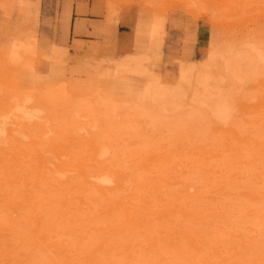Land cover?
Wrapping results in <instances>:
<instances>
[{
    "label": "rangeland",
    "instance_id": "obj_1",
    "mask_svg": "<svg viewBox=\"0 0 264 264\" xmlns=\"http://www.w3.org/2000/svg\"><path fill=\"white\" fill-rule=\"evenodd\" d=\"M146 1L148 2L145 4ZM78 5L83 6V10L81 12H77ZM65 9H67L66 14L64 12ZM108 22H116V37L115 40L110 39L108 43H105V31L103 28ZM140 22L144 23L142 25L140 37L137 40V46L141 49V51H145L148 48L151 35L150 29L152 25L156 26L154 39H156L155 37L160 39V36H162L160 43L158 39L155 40L159 44L157 50L159 56H157L156 63L154 62L155 64L152 66L149 65V68L156 76L166 83H172L178 80L180 66H188L190 63L192 66L193 64L195 65L193 66L195 69H198L208 59V52L210 50L224 51V48H226L228 44L234 46L240 42H243L242 44H244L246 41H253L262 46L261 48L264 53V0H0V94L3 90L8 88H10V94H13V91L17 94H19L20 91V93H23L26 90L30 91L34 88V86L38 85L37 82L34 85L35 79L37 80L40 78V83L36 87L38 89L41 87L43 88L44 78L46 79L50 68L53 67L55 70L54 72H57L62 76L61 80L58 82L63 85L64 90L67 92V96L70 101L72 100V103L75 98L73 94L70 93L71 90L69 89V85L75 84L77 87L82 85L88 87L90 83H92L101 89L100 92L103 91L110 96H114L111 99L117 101L119 103L118 106L122 110L124 106L122 107L121 104L123 102H119L123 100L122 98H140L143 79L135 78L122 83L109 78L98 77V72L96 71L99 65H106L105 60L110 57L111 54L119 56L126 53L127 49L125 44L127 41L132 39L134 25ZM77 25L78 29L76 28ZM133 41L135 45V39ZM14 45H17L16 51L18 50L17 52H19V57L20 59L22 58V62L26 64L31 62L32 66L29 64L31 69H23L9 62L10 54ZM30 46L32 47L30 48ZM28 52L32 54H29ZM242 53H246L247 58L241 61L235 59V64L238 62L239 68L244 67L247 70L249 81L247 83H242L238 78V76H241L240 74L237 76H230L226 74V71L222 66V68L213 67V80L210 85L213 88L211 90H207L202 87H198L197 90L199 93L198 98H205L208 106L201 105L200 103L198 104L196 101H190V103H187L186 106L178 111L161 113L160 110L155 108L151 103L140 104L149 110L152 115L156 116V114H159V116L161 115L163 117L157 116L160 118V122H158L159 124L155 122L152 126L151 124H148V120L143 117H139L141 120L139 118L137 120L134 119V115L131 113L135 112L131 111L132 108L131 110L129 109L130 111L127 109V107L130 108L133 104L131 101L125 103V109L127 111L123 109L124 115L123 113L121 114L122 111L120 112V110H117L120 113L117 114V117H119L122 123L117 120V126L110 128L112 133L110 132L108 137L110 136V138L113 139L117 137L121 138V144L119 141L117 142L119 138H117V140L115 139L118 146L117 148L114 147V149L119 151V158L116 156L115 159L113 158L114 162L113 159L112 162L116 167L123 170V172L127 174V178L123 182H120V184L125 187L124 190H127L128 188V192L122 189H115L114 192H112L111 188L114 186V182H112L109 183V185H111L109 188H104V191H101L102 194H99L100 190L97 189L98 187L94 183H85L80 174H74L70 171L73 169L77 170L81 163V157L87 155L90 151H87L86 147H84L83 143H85L87 137L84 136L83 131L79 128L84 126V124H87V121L83 119L81 120V118H79L80 120H75L72 117L71 111H69L70 109L66 107H62L63 109H61V107H57L56 111L53 112L56 116H63L60 120V123L62 122V126L60 125L61 128L58 127L57 131L60 129V131L63 130L64 135H66V139L54 141L53 138H51L52 136H49L46 139L47 142L44 146L31 144L30 138L33 139L35 143L39 141V138L36 135L38 134L40 127H28L24 128V130L25 133L31 136L29 138L21 139L23 143L20 148L25 150L31 149V153H34L35 148L36 151L37 149L40 150V154L42 153L41 149L45 150L44 155L50 159L52 164H55L54 168V165L46 163L49 168L52 169L50 173L52 175V181L56 182L57 179L63 177V173L68 171L67 173L70 177L68 182L70 183L68 185L63 184L57 186L59 189L66 188L63 193H65L67 199H69L71 195H77L76 190L71 189L72 186H82L83 188L89 190V192H85L88 196L93 195L99 199L103 198V196H110L112 200H116V198L119 200L121 197V201L124 196L125 201L123 202L128 201L129 204L127 205L132 206V204L135 203V200H132L127 196V194L131 192L130 188L135 185L132 180L135 177L140 176L139 182H141L145 175L147 177H153L159 172V169H157L154 165L156 157L148 161L149 165L153 166L151 169H148L147 172L136 170L139 166H134L137 162L132 161L134 160L133 158L138 156H144L147 158L146 156L150 153L165 152L172 157V162L168 164L166 168H160L161 170L166 169V171L162 172L164 173L163 176L162 173L160 176L165 180L173 181L175 179L180 180V175L182 173L172 170V167L175 166L178 160L191 161L193 159L191 154L194 152L202 153L203 157L214 153H221L225 144H229L232 147L233 145H238L236 142L237 138H235L238 136L240 138H246V141H248V138H253L258 141L264 140V62H261L256 53L253 54L247 48H244ZM47 56H50L52 59L55 58L56 63L52 64V60H50V57L46 58ZM242 62L244 64H241ZM6 91L8 92V90ZM6 91L3 92L7 94ZM9 93L6 96H8ZM83 97L91 99L90 96L84 95L80 98ZM222 101L226 109V118L217 120L216 114L211 110V107L216 102L220 104ZM71 102L69 105L72 104ZM125 104L123 103L122 105ZM178 119L181 120L179 122L181 124L174 122ZM84 121H86V123ZM137 121H139V123ZM260 122L263 123L260 124ZM30 128L34 129V132L29 130ZM142 128H144V130H142ZM91 134L92 132L90 135ZM112 134L116 135V137L114 138ZM132 141L135 144L130 148L127 144ZM165 143L167 147L165 149H160L159 146ZM152 145L154 146L152 147ZM143 146L146 147L142 148ZM244 146H246V144ZM4 149L5 147L0 144V152L9 151V149ZM98 150L99 149L96 148V151ZM239 151H241V149H239ZM246 154L248 155V153H245L243 157L236 156L238 158L237 160L240 162V165L237 166H242L241 171L244 173L245 179L237 181V179L231 180L228 177L224 178V176L221 175L222 172L212 175L209 174L210 182H217L221 179V184H229L227 189L220 190L218 193H212V201L206 199L204 201L201 200L202 202L198 201L201 199L197 198L200 193H190L188 194V197H186L184 195L185 192L181 191L183 188L180 184L168 185L166 181L158 182L153 178L148 180L150 181V184H147L146 190L142 189L144 193L149 190L148 192L151 193V197L149 196L147 199L152 200L154 193H152L150 187L156 182L158 190L162 191L160 196L163 198V201L161 202L163 204L168 202L171 194L173 195L179 192L182 193L178 194L180 199L182 197V200L188 202L190 208L192 207V209L197 213L203 211H205L204 214L207 212H223V218L218 219L217 221H213L214 218L211 217H200L197 220H194V227L196 230L200 231V236L204 234V237L208 238L209 234L212 233L214 234L213 239L218 237V239L221 240V242H217V246H219L218 249L221 251V254L219 257H215L216 254H214L211 261L219 260L222 256L228 258L234 254L235 251L244 252L243 255L236 259V264H262L261 258H264V223H262L264 220V175L260 173L264 167H262V164L246 166L247 160H249V156L246 157ZM258 157H264V152H262ZM22 159L25 161V163L23 162L25 168L30 169V167H34L39 164L38 160L28 161V156ZM98 159H101V157ZM8 161L13 163L11 160ZM110 161L111 159L98 163V161L96 162V158L94 160L92 158L89 162L96 166V168H102L104 164H108L106 172L110 177L115 178L114 169L118 168L112 166ZM208 161L209 168L212 163L219 162L218 158L217 160L209 159ZM89 162L87 161L86 163L88 164ZM3 164H6V161L5 163L3 162ZM227 164H231V162L227 161ZM231 166L234 167V165ZM4 167H6V165H4ZM44 170L47 172V168H44ZM151 170L153 171L150 172ZM231 172H233V170H231L230 173ZM250 173L251 175H249ZM1 176H3V179H1L2 181H4L5 178H8L10 181V179L14 177L8 174H2ZM225 176H229V174H226ZM186 177L187 176L184 177L185 180L188 179V182H192L194 185L202 184V181L196 182L195 175ZM8 183L11 185L7 186L8 184L4 182V185L6 186V188L2 189L6 190L4 193H15L18 191V182ZM19 184L21 185V189L19 190L22 191L19 195H24L22 198L21 196L16 198L15 202L20 203L17 207L27 205V208H31V201L34 199L28 201L25 196H29L30 192H32L31 196L36 194H38L37 196H40L41 193L38 192L37 188L31 186L26 187L25 185L22 187L23 183L21 182ZM246 184H248L251 189L256 188L261 192L257 201H253L254 198L247 195L244 188L238 187L239 185ZM45 185L46 184H42L40 187ZM141 187L142 186H140L139 189ZM49 189L50 188H47V190ZM52 191L57 192L58 190L55 188V190ZM4 193L0 192V195ZM225 193L226 195H224ZM79 195L82 196L81 193H79ZM101 195L103 196L101 197ZM27 202L29 203L26 204ZM44 202H46V200L42 201V203ZM136 202L137 205L141 206L139 209L141 213L144 211H150L146 210L147 205L143 204L141 199H138ZM221 203H227V205H220ZM197 204L199 205L197 206ZM73 206V203H69L68 207L51 205L46 207L44 211L39 213V215L42 214L44 218H46L48 215L46 211L52 209L55 211L58 208H61L60 211H57L62 214L67 211L72 212L70 207ZM166 206L167 205H164L163 207H156L154 203L151 204V207L154 210L166 209ZM2 207L4 208V204L0 203V220H2V222L0 221V226L3 228L1 233L3 232L8 235L9 241H4H6L7 245L8 242H10V246H2L4 251L0 249V258H6L9 257L12 252H9L10 250H8L9 253L6 252L5 255V247H7V249L8 247L12 248L13 252L16 253L17 250L15 251V248L17 249L18 244H20V241L17 240V236L19 237L21 235L29 237L30 240L27 243H31L30 241H33V239L36 242V239L39 236L34 237L30 232L32 227L35 228L34 223L31 225L29 223L28 227L30 229L28 228V231L25 230L26 232L23 231L26 235H16L18 231L22 232V228L25 229L24 227H26V224H23V227L22 223L28 224V220H26L28 218H26V215L24 214V212H29L28 209L17 210L19 211L17 213L20 215L24 214L22 217L26 220V222H22V217L12 218V216H14L13 213H10L8 210L6 211ZM85 207L86 205H81L80 210L77 211V213L74 212L75 215L79 216L75 218L80 219V223L77 224L81 226V230H86V232H89L87 236L89 238H94L96 233L93 229L102 224V217H100L96 211L99 207L93 206V210H84ZM241 207H245L246 210L240 211ZM38 210H40V208H38ZM169 210L174 209L171 206H168V209L164 211L163 214L168 213ZM87 211L89 219L86 222L82 219L85 216L84 213ZM6 215H9L8 218H12V223L15 224L16 222L15 225L13 224L16 227H14L12 223L9 224V222L8 224L6 222L3 224V220L5 221ZM52 216H54V214H52ZM56 216H58V214ZM70 218L71 217H66V219L61 218L58 221H55L54 223L56 224V227L51 226L45 228V226L44 228L46 230L43 228L45 230L43 232L49 235V237L50 235L53 236L52 239H49L48 243H50L51 240H63L64 248L70 249V252H64L66 254H72L70 257H74V254H78L80 252L73 247L75 246V240H73V236L71 234L72 230H70L69 234L62 232L63 227H68L67 220ZM145 218L146 221H152V224L149 227L152 231H154L155 225L158 227V221L167 222L168 219L173 218L175 223H179V221L182 220L181 216L172 217L170 215L161 217L159 220L157 219L158 217ZM5 223L7 226H4ZM17 223L20 225L18 228ZM44 223L46 224V219H43L41 225H44ZM207 223H211V225L208 226ZM102 225H104V223ZM178 225L191 226L190 223L186 222L179 223ZM220 225L228 232V234L222 235L219 228ZM11 226L15 228L16 234L15 231L12 230L14 228ZM7 227L11 228L8 229ZM20 227L22 228L20 229ZM251 227H255V229L251 230ZM5 229L8 230L6 231ZM10 230L14 232V234L11 233V237L9 234ZM139 231L142 230L139 229L135 231L130 241L125 243H138L141 239V236H139L141 233H139ZM28 232H30V234ZM230 233L233 235H230ZM123 234L124 233H117L114 236L117 240L115 243L116 245H118V242L120 241V238L123 237ZM237 234L242 235V237L238 238L234 236ZM12 235L16 236L14 237V244L16 245L11 244V240L13 239ZM85 235L86 234L83 233L82 238H84ZM96 236L98 235L96 234L95 237ZM154 236L158 239H162V234H158L157 231L154 233ZM159 243L161 244L162 242ZM251 243H253L252 247L249 246ZM233 244H235L236 248L229 251L230 245ZM45 245L48 244L46 243ZM241 245L248 246V248L244 251V249L240 247ZM20 248L21 247L19 246V251L21 250ZM203 249L204 252H201L202 255H205V252H207L206 256L212 254V249H206V246ZM180 251L183 252V249L181 248ZM163 252L164 250H159V257L163 255ZM255 252H259L260 255H255ZM45 253L49 256H36L38 257V260L35 257L30 260H26V262L28 264H30V262L33 264V261L38 263L39 260H41L39 264H47L49 261L51 263L55 262L57 264H61L62 261H58L59 259L56 258V255L52 253L51 255L48 254L50 253L49 250ZM113 253L112 259H107L104 255H100L101 261H103L104 264H108L110 261H118V264L128 263L127 260L115 257L116 254L120 253V251H114ZM140 253H142V251H140ZM12 254L14 255V253ZM17 254L14 256H20L18 251ZM183 255L184 260L175 261L177 262L176 264H188L185 261V254ZM41 257H44V260L39 259ZM53 257L55 261L52 259ZM140 257V255L137 257V262L140 260ZM4 258L2 260L0 259V264H9L8 262L4 263ZM22 258V256L19 257V259H16L15 257V262H12L11 264H18L19 260L21 264H27L24 258ZM144 259L145 262H132V264H152L150 262L151 258ZM171 259L172 261L174 260L173 258L166 259V262H168L167 264H172ZM230 261L231 260H228L225 263L227 264ZM219 263L224 264L222 262ZM80 264H89V261H85Z\"/></svg>",
    "mask_w": 264,
    "mask_h": 264
},
{
    "label": "bare ground",
    "instance_id": "obj_2",
    "mask_svg": "<svg viewBox=\"0 0 264 264\" xmlns=\"http://www.w3.org/2000/svg\"><path fill=\"white\" fill-rule=\"evenodd\" d=\"M147 2L148 1H146L145 4ZM81 11L82 10L80 9L78 10V12H81ZM64 12L66 14V9ZM143 24L144 23H141V22L135 24V27L133 28L132 39L127 41L125 44V47L127 49L126 53L119 55V56H116L115 54H111V56L105 60L106 65H99L97 67L96 72H98V75H97L98 77H102V78L105 77V78H109L114 81L122 82V83L128 82L130 79H135V78L143 79L141 96L139 99L125 97V98H122L123 100L119 102H123L125 104L131 101L133 104L131 106L129 104L130 108L127 107V109L131 110L132 108L131 111L135 112V113H131L134 115V119L137 120L139 117H143L144 119L148 120V124H151V126L154 125L155 122L157 123L160 122L159 117H162V116L161 115L159 116V114H156V116L152 115L149 110H147L145 107H143L140 104L151 103L153 104L155 108L160 110L161 113H171V112L178 111L184 106H186L187 103H190V101H196L198 104L200 103L201 105L208 106L207 100L205 98H198L199 93L197 92V90H198V87H202L207 90H211L213 88L210 86L213 80L212 79L213 67L214 68L223 67V69L226 71V74L230 76H237L238 74H240L241 76H238L239 80L242 83H247L249 81L247 70L244 67H243L244 69L239 68L238 62L235 64V59H238L241 61L247 58L246 53H242V50L244 48L249 49V51H251L253 54L256 53L257 57L259 58L261 62H264V53L261 48L262 47L261 45L256 44L253 41H246V43L244 44H242L243 42H240L238 44H235L234 46H231L230 44H228V46L224 48V51L223 50L222 51L210 50L208 52V59L202 65L200 64L201 67L198 69H195L193 67L195 65L193 64L192 66L190 65V63L188 66H185V65L180 66L178 80L172 83H166V82H163L158 76H156L149 68V65L152 66L156 63L157 56H159L157 53L159 44L155 40L158 39L160 43L161 37H162L159 35L160 39L157 37H155L156 39H154V33L156 32L155 25H152L150 29L151 35H150V41L148 43L147 50L141 51V49L137 46V40L140 37ZM76 28L78 29V25L76 26ZM103 29L105 31L104 32V40H105L104 42L105 43H108L110 39L115 40L116 22L115 23L108 22L104 26ZM134 39H135V45L133 41ZM16 46L17 45L13 46L14 48L11 51L9 62L23 69H26V68L31 69V66H32L31 62H29L31 66L29 64L22 62V58L20 59L19 52H17L18 50L16 51ZM31 47L32 46H30V48ZM33 53H34V50H33ZM29 54H32V53H29ZM49 57L50 56H47L46 58H49ZM50 60H52V64L56 63L55 58L52 59L50 57ZM243 62L241 64H244ZM54 71L55 70L53 67L50 68L49 74L47 75L46 79L44 78L43 88L41 87L40 89H38L36 87L40 83L39 81L41 79L40 78L37 80L35 79L34 85L36 82L38 85L34 86V88L30 91L26 90L23 93H20L21 91L19 90L20 91L19 94L14 93V91H13V94H10L9 93L10 88H8L6 89L8 90V92L6 90H3V91H6L7 94L9 93L8 96H6L7 94L3 91L0 94V144H2L3 147H5V149H9L8 152H4V151L0 152V192L4 193V191H6V190H2L6 188V186L4 185V182L8 184L7 186L11 185L8 182L10 183L18 182L19 189H21L20 187L21 185L19 184L21 182L23 183L22 187H24L23 185H25L26 187L31 186V187L37 188L38 192L41 193L40 196H37L38 194L31 196L32 192H30V194L28 192L29 196H25V198L28 201H30L31 199H34L31 201V204H32L31 208H27L26 207L27 205H24L23 207H17L19 206L20 203L15 202V200L17 197L21 196L19 194L20 192H22L19 189L16 192L14 191L15 193L5 192L4 194L0 195L1 197L0 203L4 204V208L3 207L2 208L5 209L6 211L7 210L10 211V213L12 212L14 215V216L11 215L12 218L13 217L21 218L22 215L24 214L26 215V218H28L26 219L28 220L27 221L28 224L22 223V225L26 224V227H24L23 225L25 229L20 227V229L22 228V232L18 231L17 228L20 225L17 223V228H16L18 231L17 234L14 228L16 227L14 226L16 222L14 224L12 223L13 222L12 218L11 217L8 218L10 214L6 215L5 221L3 220V224L4 222H6L7 224L8 222L9 224L12 223V225L14 224L13 225L14 227L12 226L11 227L14 228L12 230L15 231L16 235L18 234L26 235L23 233V231L29 228L28 227L29 223L30 225L34 223L35 228L34 227H32L34 229L29 228L31 230L29 231L31 232V234H33L34 237L39 236L37 239L35 238L36 242L33 239L34 242L30 241L31 243H27L30 240L29 237L21 236V235L19 237L17 236V240L20 241V244H18L17 249L15 248V251L17 250L20 256H14L17 254V251L15 253L13 252L12 248L8 247L7 249V247H5L7 250V251L5 250L4 252L5 255H6V252L7 253L12 252L14 253V255L10 253L9 257H6V258L3 257L5 259L4 263L5 262L6 263L8 262L9 264H11L12 262L14 263L15 257L16 259L17 258L19 259V257L21 256L24 258L25 262L26 260H30L31 258H35L36 256L45 257V255L47 254L45 252L49 250L50 253L48 254L51 255L52 253L56 255V258L59 259L58 261H62L61 264H80V263H84L85 261H89V264H104V262L101 261L100 255L101 256L104 255L107 259L109 258L112 259L113 258L112 255L114 254L113 253L114 251H118V252L120 251V253L114 256L117 258L123 259V260H127L128 262L127 264H132V262H137V257H139V255L141 256L139 258L140 260L138 261L139 263L143 261L145 262L144 258H151L150 262L152 264H167L168 262H166V259L173 258L174 259L173 261L171 259L172 264H176L177 262L175 261L184 260L183 254H185L186 256L185 261L188 264H220L219 262L226 264L225 262H227L228 260H231V261L227 264H236V259L239 256L243 255L244 252L235 251L234 254H232L233 256L231 255L228 258L222 256L220 257L219 260L211 261V258L213 257L214 254H216L215 257H219L221 254V251L218 249L219 246H217V242L219 241L221 242V240L218 239V237L213 239L214 234L212 233L209 234L208 238H205L204 234L200 236L199 235L200 231L196 230L194 227L195 225L194 220H197L200 217H203V218L211 217V218H214L213 221H217L218 219L223 218L222 211L218 213H215V212L208 213L207 212L204 214L205 211L197 213L195 210L192 209V207L190 208L188 202L182 200V197L180 199L178 194H182V193H179V192L173 195L171 194L172 196L169 194L170 198L168 202L163 204L161 203L163 201V198H161L160 196V193H162V191L158 190V185L156 182L153 183L150 187V189L152 190V193H154V196L152 195L153 196L152 200L147 199L149 196L151 197V193L148 192L149 190L146 193H144L142 189L146 190L147 184H150V181L148 180H150V178H153V179H156L158 182L166 181L168 185L180 184L183 188L181 191L185 192L184 195L186 197H188V194L190 193L191 194L200 193L197 196V198H201V199H199L198 201L202 202L205 199L212 201L213 196L211 194L218 193L220 190L227 189L229 184L227 183L221 184V179H219L217 182H210L209 174L212 175V174H217V173L222 172L221 175L224 176V178L228 177L231 180L237 179V181L245 179L244 173L241 171L242 166H237V165H240V162L237 160L238 158L236 156L243 157L245 153H248V155L246 154L247 155L246 157L249 156L248 157L249 160H247L246 166L247 165L254 166L255 164H262L263 165L262 167H264V163H263L264 157H258L262 152H264V140H262V138H261L262 141L255 140L253 138H248V141H246L247 140L246 138H240L238 136V137H235L237 138L236 142L238 143V145H235V146L233 145L232 147L229 144H225L224 149L222 150L223 154L222 152L214 153L209 156L203 157L202 153L194 152L191 154V157L193 158L191 161L178 160L175 166L172 167V170L179 171L183 174V175L182 174L180 175V180L175 179L173 181L165 180L163 177L160 176L163 171H166V169L164 170H161V169L164 167L166 168V166L172 162V157L166 154L165 152L162 151L160 153H152V154L150 153L148 154V156H146L147 158H145L144 156L135 157L133 158L134 160L132 161L137 162L134 164L135 167L139 166L138 169L136 170L143 171V172L144 171L147 172L148 169H151L153 165H149L148 161L156 157L154 161L155 162L154 165L157 167V169H159L158 170L159 172L153 177H149V176L147 177L145 175L141 182H139L140 176L135 177L132 180V182L134 181L135 185L130 188L131 192L127 194L129 198H131L132 200H135V203L132 204V206L127 205L129 204L128 201L123 202L125 201L124 196L122 198V201L120 200L121 197L119 198V200H117V198L116 200H112L110 196L104 197L103 195H101V197L103 196V198L101 199L93 195L88 196L85 194V192H89V190L86 188H83L82 186H72L71 189L76 190L77 195L76 194L71 195L70 198L67 199V197L65 196V193H63V191L66 190V188L59 189L57 186L63 185V184L68 185L70 183L68 182L70 178L69 174L67 173L68 171L66 173H63V177L60 179H57L56 182L52 181L51 179L52 175L50 174L52 169L49 168V166L46 163L50 165H54L53 166L54 168H55V164H52L50 162V159L44 155L45 150L41 149L42 153L40 154L39 153L40 150L37 149L36 151L35 148H34V153H31V149L25 150V149L20 148L21 144L23 143L21 139L29 138L31 136L25 133L24 128H28V127L34 128L38 126L40 127L38 134L36 135L38 136L39 141L35 143L33 139L30 138L31 144H35L38 146H44L47 142L46 139L49 136H52L51 138H53L54 141H60L61 139H66V135H64L63 130L60 131L61 130L60 128L62 126L61 125L62 122L60 123V120L63 118V116H56L54 115L53 112L56 111L57 107H61V109L65 107L70 109L69 111H71L72 117L75 120L81 118V120L83 119L87 121V124H84V126L79 127V128L83 131L84 136L87 137L85 143H83L84 147H86L87 151H90V153H87V155L81 157V163L78 166L77 170L73 169L70 171H72L74 174L75 173L80 174L85 183H94L98 187L97 189L100 190L99 194H102L101 191H104L103 190L104 188H109V186H111L109 185V183H112V182H114V186L113 188H111L112 192H114L115 189L124 190L125 187L122 184H120V182H123L127 178V174H125L123 170L116 167L115 164L113 163L116 156L117 158H119V154H118L119 151L117 149H114V147L117 148L118 146L117 142L119 141L121 144L122 141H121V138L119 137L117 138H119L120 140L119 139L117 140V138H115L116 135L112 134L113 137L117 140L116 142L115 139L110 138V136L108 137V134L111 132L110 128L117 126L118 124L117 120H119V122L122 123L119 117H117L118 116L117 114H120L117 110H120V112L122 111L121 114L123 113L124 115L123 109L126 108V104L125 105H122L123 103L121 104L122 107L124 106L123 109L121 110V108L118 106L119 103L111 99L114 96H110L104 93L103 91L100 92L101 89H99L98 86L92 83H90L89 86L87 85L88 87L84 85L77 87V85L75 84H70L69 85V89L71 90L70 93L73 94L75 98L74 102L72 103L71 102L72 100L70 101V99L68 98L67 92L64 90L63 85H61V83L58 82L61 80L62 76L59 73L54 72ZM15 91H18V90H15ZM82 95L90 96L91 99H87L85 97L80 98ZM70 102L72 103L71 105H69ZM211 110L216 114L217 120H222L226 118V109L223 104V101L220 104L216 102L211 107ZM125 111L127 110L125 109ZM86 121L84 122L86 123ZM180 121L181 120L178 119L177 121H174V122H177V124H181L179 123ZM137 122L139 123V121ZM262 123L263 122H260V124ZM58 127H60L59 131H57ZM29 130L34 132L33 131L34 129L30 128ZM142 130H144V128H142ZM91 132L92 134L90 135ZM134 144L135 143L132 141V142H129L127 146L131 148V146ZM245 144L246 146H244ZM153 146L154 145H152V147ZM145 147L143 146L142 148H145ZM166 147H167L166 143L161 144V146H159L160 149H165ZM96 148L99 150L96 151ZM147 148H148V144H147ZM239 149H241V151H239ZM133 152H136V151H133ZM16 155H20L21 157L16 156ZM27 156H28V161L38 160L39 164L35 165L34 167L33 166L30 167V169L25 168L23 164V162L25 163V161H23L22 158H25ZM99 157H101V159H98ZM92 158L93 160L96 158V162L98 161V163L99 162L102 163L106 160L108 161L109 159H111L110 162L112 166L118 168V169H114L115 178L110 177L109 174L106 172L107 170L106 167L108 166V164H104L102 168H96V166H94L93 164L89 162L92 160ZM217 158L219 162L212 163L211 167L209 168L208 160L209 159L217 160ZM112 159H113V162H112ZM8 160H11V162L13 163H10ZM5 161H6V164H3V162L5 163ZM87 161L89 162L88 164L86 163ZM227 161L231 162V164H227ZM4 165H6V167H4ZM231 165H234V167H232ZM44 168H47V172L44 170ZM231 170H233V172L230 173ZM152 171L153 170H151L150 172ZM260 173L264 175V169ZM2 174H8L10 176L12 175V177L15 174L16 175L12 179H10V181L8 178H5L4 181H2L1 180L3 179V176H1ZM163 174L164 173H162V176ZM226 174H229V176H225ZM184 175L187 177H190L191 175H195L196 182L202 181V184L194 185L192 182H188V179L185 180ZM249 175H251V173ZM42 184H46V185L43 187H40V185ZM140 186L142 187L139 189ZM238 187L244 188L245 193L249 195L251 198H254L253 201H257L259 198V195L261 194L259 189H256V188L251 189L248 186V184L239 185ZM47 188H50V189L47 190ZM55 188L58 190L57 192L52 191V190H55ZM26 191H29V190H26ZM124 191L128 192L129 190L127 188V190H124ZM79 193H81L82 196L79 195ZM23 195L21 196V198L23 197ZM224 195H226V193ZM138 199H141L143 204L147 205L146 210H150V211H147V212L144 211L143 213H141L139 210L141 206L137 205V202H136ZM45 200L46 202L42 203V201H45ZM23 202H24V198H23ZM28 203L29 202H27L26 204ZM69 203L74 204L73 207H70L72 209V212L67 211L62 214L61 212H59L61 208H58L57 210L59 211L57 210L54 211L53 209L46 211V213H48L46 218H44L42 214L39 215V213L44 211L46 207H49L51 205L53 206L59 205V207H68ZM152 203H154L156 207H163L164 205H167V206H166V209L164 208L161 210L160 209L154 210L151 207ZM81 205H86L84 210H93L92 209L93 206L99 207L96 211H97V214L100 217H102L101 223L102 224L104 223V225L101 224L102 226L100 225L93 229V231L98 235L95 237L96 235L95 234L94 238L93 237L89 238L87 236L89 232H86V230L82 231L81 226L77 224V223H80V219L75 218V217H79L75 215V213H77V211L80 210ZM198 205L199 204H197V206ZM220 205L226 206L227 203H223V204L221 203ZM168 206H171L174 210H169L168 213L163 214V212L168 209ZM38 208H40V210H38ZM19 209H28L29 212L28 213L24 212V214L20 215L19 213H17L19 212L17 211ZM243 210L245 211L246 208L241 207L240 211H243ZM0 213H1V210H0ZM52 214H54V216H52ZM57 214L58 216H56ZM87 214H88V211L84 213L85 216L82 219L83 221H86V222L88 221L89 218ZM168 215L172 217L181 216L182 220H180L179 223L186 222V223H190L191 226L190 225L189 226L178 225L179 223H175L174 219L171 218V219H168L167 222L158 221L159 225L158 227L157 225H155L154 231L149 229V227L152 224V221L151 220L146 221L145 217H158L157 219L159 220L161 217H166ZM66 217H71L70 219L67 220L68 227L67 228L61 227V228H62V232L65 234H69L70 230H72L71 234L73 236V240H75L74 242L75 246L73 247H75V249L79 250L80 252L78 254H74V257H70L72 254H66L64 252V251L70 252V249L64 248L63 240L61 241L51 240V242L48 243L49 239H52L53 236L50 235L49 237V235L43 232L46 230L45 228H48L51 226L56 227V224L54 222L58 221L61 218L66 219ZM43 219H46V224L44 223V225H41V223L43 222ZM22 220H23L22 222L24 221L26 222L24 218ZM0 221L2 222V220ZM1 222H0V225H1ZM6 223L4 226H7ZM262 223H264V220L262 221ZM207 224L208 226L211 225V223H207ZM7 228L10 229L9 227ZM219 228L222 232V235L228 234V232L221 225L219 226ZM2 229L3 228H1L0 226V249L4 251V248L2 246H8L10 242H8V245L6 244V241L7 240L9 241V237L5 233L3 232L1 233ZM139 229L142 230V231H139V233H141L139 235L141 236L140 241L135 244L133 243L126 244L125 242H129L131 237L135 233V231ZM253 229H255V227L254 228L251 227V230ZM10 231H9V234L11 237V233L14 234V232L12 231L10 232ZM156 231L158 234H162V239H158L157 237L154 236V233H156ZM30 232L28 233L30 234ZM83 233L86 234L84 238H82ZM117 233L118 234L124 233L123 237L120 238L118 245L115 244L117 240L116 238H114V236ZM230 235H233V234L230 233ZM234 236L238 238L242 237V235L240 234H237ZM12 237L13 239L11 240V244H14L15 243L14 237L16 236L12 235ZM159 242H162V243L160 244ZM46 243L48 245H45ZM144 243H147V244H144ZM204 245L206 246V249L210 248L213 250V251L211 250L212 251L211 255L206 256L207 252H205V255L201 254V252L204 250L203 248H205ZM19 246L21 247L20 251L18 250ZM249 246L252 247L253 243L249 244ZM240 247L244 249V251L248 248V246H244V245H241ZM181 248L183 249V252L180 251ZM235 248H236L235 244L230 245L229 251ZM8 250L10 251L8 252ZM159 250L160 251L164 250L163 255H161L160 257H159ZM140 251H142V253H140ZM134 254L137 256H135ZM254 254L260 255L259 252H255ZM46 256H49V255H46ZM38 257H36L37 260H38ZM44 257L43 258L41 257L39 259L44 260ZM3 258H0V259L2 260ZM75 258L78 260H76ZM48 259H47V262H48ZM52 259L54 260V257ZM40 261L41 260H39V262ZM261 261H262V264H264V258H261ZM18 262H19L18 264H21L20 260ZM33 262L35 264L37 263L35 261ZM39 262L37 264H39ZM117 262L118 261H110L108 264H118ZM48 263L57 264L55 262L51 263L50 261Z\"/></svg>",
    "mask_w": 264,
    "mask_h": 264
},
{
    "label": "crops",
    "instance_id": "obj_3",
    "mask_svg": "<svg viewBox=\"0 0 264 264\" xmlns=\"http://www.w3.org/2000/svg\"><path fill=\"white\" fill-rule=\"evenodd\" d=\"M81 7H82V9H81ZM79 9H80V10H83V6H82V5H78L77 12H78ZM66 12H67V9H66ZM134 27H135V25H134ZM134 27H133V28H134Z\"/></svg>",
    "mask_w": 264,
    "mask_h": 264
}]
</instances>
